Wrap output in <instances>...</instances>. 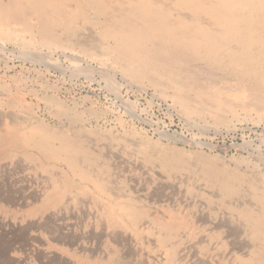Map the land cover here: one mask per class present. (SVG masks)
I'll return each instance as SVG.
<instances>
[{"label": "rangeland", "instance_id": "374dc122", "mask_svg": "<svg viewBox=\"0 0 264 264\" xmlns=\"http://www.w3.org/2000/svg\"><path fill=\"white\" fill-rule=\"evenodd\" d=\"M59 35L64 47L58 50L0 39V114L36 113L70 134L81 129L87 146L104 158L89 171L108 189L101 193L64 165L36 154L28 159L17 152L2 160L0 264H243L244 258L263 256L264 247H257L246 222L209 198L212 191L199 176L169 175L143 158L154 146L175 148L198 167L195 153L200 152L226 169L262 180L264 116L257 101L225 94L229 108L221 110L210 99L200 116H188L160 90L131 81L110 60H98L103 52L94 28ZM221 84L238 87L233 81ZM48 95L74 116L55 117L42 101ZM17 103L31 108L22 112ZM66 178L73 184L58 201L57 189ZM245 192L231 203L258 210ZM121 200L144 209L138 226H129L127 219V226L112 224L111 206ZM166 234L169 240L161 245Z\"/></svg>", "mask_w": 264, "mask_h": 264}, {"label": "bare ground", "instance_id": "6f19581e", "mask_svg": "<svg viewBox=\"0 0 264 264\" xmlns=\"http://www.w3.org/2000/svg\"><path fill=\"white\" fill-rule=\"evenodd\" d=\"M82 26L96 30L103 52L98 60H110L131 81L160 90L188 116L201 114L210 99L221 110L229 108L225 94L237 101L256 100L257 112L264 116V0H0L1 40L29 48L61 49L59 32L76 36ZM231 81L238 86L235 90L221 84L229 86ZM42 101L57 118L74 116L53 95ZM15 105L22 112L31 108L24 103ZM70 133L47 124L36 113L27 117L0 114V162L17 152L28 159L36 154L64 165L74 177L106 192V181L89 171L104 158L87 146L81 129ZM143 158L169 175L199 176L212 191L209 198L236 212L257 247H264V179L226 169L200 152L195 153L198 167L189 165L186 154L175 148L154 146ZM63 184L57 189L58 201L73 182L66 178ZM247 189L258 210L231 203ZM142 209L132 201L116 202L111 206V222L127 226L123 223L127 219L129 226L136 227L144 216ZM169 237L163 235L161 245ZM242 263L263 264L264 255L254 254Z\"/></svg>", "mask_w": 264, "mask_h": 264}]
</instances>
